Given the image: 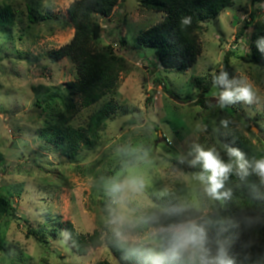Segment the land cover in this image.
Masks as SVG:
<instances>
[{
    "label": "rangeland",
    "instance_id": "374dc122",
    "mask_svg": "<svg viewBox=\"0 0 264 264\" xmlns=\"http://www.w3.org/2000/svg\"><path fill=\"white\" fill-rule=\"evenodd\" d=\"M74 1L0 0V8L10 5L15 19L11 27L0 26V151L5 154L0 191L11 198L17 216L2 220L0 235L11 247L9 253L0 250V264H118L105 246L78 255L63 232L36 236L34 230L43 222L70 221L85 234L109 225L129 244L171 247L172 230L201 219L216 198L199 179L202 166L191 164L194 145L215 148L228 163L219 132L238 130L264 150V68L247 61L251 36L264 27V0H234L218 17L203 22L201 53L187 72L165 71L155 50L137 42L139 33L160 22L163 14L142 7L140 0H123L109 18H100L98 43L112 45L127 62L113 95L116 114L106 120L93 148L82 147L74 158L63 156L42 130L60 113L68 116V104L79 101H68L65 89L77 77L74 62L68 57L53 60L54 52L73 38L68 7ZM29 7L37 8L35 19ZM225 56L229 80L251 83L256 94L252 104L228 105L233 113L219 106V86L196 104L195 79L223 71ZM103 101L80 109L71 123L86 125ZM221 120L228 121L227 127ZM114 185L120 190L113 192ZM171 190L180 196L185 223L138 230L146 216L161 212L153 198ZM183 251L195 254L192 245Z\"/></svg>",
    "mask_w": 264,
    "mask_h": 264
},
{
    "label": "trees",
    "instance_id": "16d2710c",
    "mask_svg": "<svg viewBox=\"0 0 264 264\" xmlns=\"http://www.w3.org/2000/svg\"><path fill=\"white\" fill-rule=\"evenodd\" d=\"M123 0H75L68 7V16L74 27L70 42L54 52L53 60L68 57L77 71L76 79L69 81L65 89L68 101L77 98L76 104H68L69 115L60 113L58 120L42 132L60 153L68 158L76 157L81 148L91 149L98 141L100 132L105 129L106 120L116 114L117 103L113 95L119 86L120 73L127 70L126 60L115 53L110 44L98 45L103 32L100 18H109L112 11ZM234 4V0H140L144 8L161 12L163 19L157 24L141 31L137 42L142 47L153 48L159 64L167 70L187 72L196 63L201 53L199 33L202 23L218 17ZM31 19H35L37 8L29 7ZM35 15V16H34ZM190 18L189 25H183V18ZM14 11L10 5L0 8V26L11 27L14 24ZM259 37H264V27L251 36V53L247 61L259 68H264V52L258 47ZM121 42L125 45L126 38ZM223 71L231 77V66L227 56L222 60ZM212 74L195 79L199 90L196 104H203L205 94L213 87ZM219 86V85H217ZM223 90L222 86H219ZM108 97L107 100H104ZM104 100V101H103ZM103 101L89 116L86 125L75 126L71 123L76 113ZM227 107L226 112L232 109ZM233 110V109H232ZM234 110L232 111V113ZM220 141L226 146L239 148L250 163L264 159V150L258 149L249 138L234 130L223 135ZM5 154L0 151V164ZM220 193L229 192L228 196L214 198L212 209L194 224L203 229L205 240L203 250L200 246L192 247L195 254L190 257L181 250L170 264H201V256L208 258L218 255L224 249L232 264H264V182L252 171L241 176L236 167L224 182ZM174 190L154 197V202L161 212L148 215L137 225L138 230L148 229L150 224L164 228L177 227L186 221L183 205L180 204ZM16 219V208L11 198L0 191V228L4 218ZM52 217V216H51ZM48 216V219L51 220ZM43 224L34 230L38 237L55 236L63 232L71 250L78 255H85L90 248L107 247L118 264H151L149 256L168 253L171 248L162 244H129L123 241L111 228L96 229L92 234L79 232L72 222L64 224ZM188 226V225H187ZM11 245L6 244L0 235V250L10 252ZM96 264H113L109 260H100Z\"/></svg>",
    "mask_w": 264,
    "mask_h": 264
},
{
    "label": "clouds",
    "instance_id": "9594fccd",
    "mask_svg": "<svg viewBox=\"0 0 264 264\" xmlns=\"http://www.w3.org/2000/svg\"><path fill=\"white\" fill-rule=\"evenodd\" d=\"M183 25H189L191 19L186 17L181 20ZM258 47L264 45V37H259L257 41ZM264 52V47H260ZM213 87L217 85L222 86L223 90L219 93V106L223 109L227 105L235 104L237 102H244L252 104L255 99V92L253 85L245 80H229L227 71H220L218 75L213 76ZM221 124L227 127L228 121L221 120ZM229 156V162L225 163L217 153L215 148L205 150L200 145H194L195 158L191 161L193 166L200 164L202 166V173L199 179L203 181L207 187L206 191L209 195L220 198L221 195L228 196L229 192L220 193L219 190L224 187V182L229 174L233 171V167L238 170L241 176L248 175L249 168L252 169L264 182V159H259L254 162H249L245 159L244 153L239 148L225 146ZM120 190L119 185H114L112 191ZM205 235L203 229L195 225L180 226L172 230V246L168 253L149 256L148 259L151 264H170L178 253L187 248L189 245L200 246L203 250ZM201 264H232V260L227 258L223 248L214 258H208L207 253L201 256Z\"/></svg>",
    "mask_w": 264,
    "mask_h": 264
}]
</instances>
